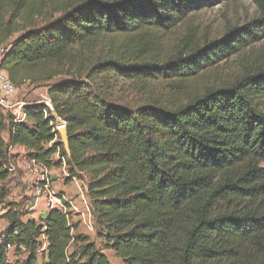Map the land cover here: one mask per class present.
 I'll return each instance as SVG.
<instances>
[{
	"label": "trees",
	"instance_id": "1",
	"mask_svg": "<svg viewBox=\"0 0 264 264\" xmlns=\"http://www.w3.org/2000/svg\"><path fill=\"white\" fill-rule=\"evenodd\" d=\"M224 1L86 0L36 26L37 0H0V70L17 89L46 83L52 107H25L22 122L0 109V185L23 178L10 171L15 147L44 169L64 161L70 177H86L96 223L91 238L72 212L35 220L30 199L24 209L9 202L0 264H111L105 252L120 264H264L262 53L229 84L191 90L203 70L264 40V0L221 40L200 46L187 36L161 54L188 14ZM106 37L121 40L108 59L75 60L74 49L91 54ZM116 76L164 77L167 100L113 104L106 97Z\"/></svg>",
	"mask_w": 264,
	"mask_h": 264
},
{
	"label": "rangeland",
	"instance_id": "2",
	"mask_svg": "<svg viewBox=\"0 0 264 264\" xmlns=\"http://www.w3.org/2000/svg\"><path fill=\"white\" fill-rule=\"evenodd\" d=\"M84 1L86 0H37L38 9L41 11L34 19V23L36 26H42L48 21L59 17L60 13H57V11L60 9L68 5H79ZM207 5L208 6L205 8H202L193 14H188L187 18L184 19L180 26L175 28L171 34L166 35L161 47L162 55L170 54L172 45L176 44L178 40L183 37L190 36L189 39L191 43H195L200 46L212 41L221 40L228 30L243 28L256 17L257 12V8L253 0H226L220 4L211 2ZM14 37L15 36L11 39ZM120 42V39L106 37L99 43L97 49H94L91 54L77 49H74L72 54L76 61L83 62L85 65L91 62L101 63L108 59L116 51V48H109V46L113 44L117 45ZM259 52L262 53L263 59L261 61L264 62V40L259 43L246 46L243 51L223 59V61L203 70L201 75L198 76L191 85V90L196 91L207 86L216 87L223 84H229L235 76L254 66L252 58L255 54L260 56ZM256 65L259 66V63H256ZM163 78L164 77L156 76V78L153 79L142 80L134 79V77H113L109 97H106V99L113 104L127 107L132 110L144 105L161 103L167 100L166 95L169 92V86ZM60 79L61 78H56L53 82ZM82 80L87 82L85 76L82 77ZM98 84L99 81H97L96 84L93 83L92 87L96 89ZM46 86V83L35 85L26 83L18 88V93L14 96L12 101L21 103L23 107L20 112L25 113V107L39 104L42 97L47 96ZM10 111L11 110H8L4 113L10 114ZM60 124L61 123L59 122V127L63 126V124ZM23 156L25 157V155ZM53 169L54 172L58 174V178L60 180L55 183V187L62 191L68 199L74 202L75 205L79 206L80 212H85L86 204L84 200L87 205H89L86 195V177L82 180L70 177L68 175L65 162L63 166ZM15 176L13 177L16 178ZM69 178H71V180ZM24 182L27 187H32L30 183H27V181ZM49 182L50 184L54 183L50 180V175ZM1 189L4 192V196L0 197V232L6 226L5 221L2 220V215L4 213H2V211L5 209L6 205L12 201L19 202L24 209L25 204L29 200V197L24 194L25 190L22 188L21 183H17L16 179H13L10 183L0 185V190ZM31 192L32 189L29 190V194ZM55 192L58 193V191ZM32 201L36 203L35 198H33ZM38 203L40 204L41 202L39 201ZM31 204L32 202H29V205ZM46 213L47 211L44 209L42 217ZM79 216L75 213H71L72 220L74 222L79 221L78 231L94 238L96 230V223L94 219L90 217V223L93 226V230L90 231L86 228L84 223L81 222L82 217L80 214ZM105 254L111 264H120V260L117 259L112 252H105ZM13 257V252L9 251L8 259L13 261Z\"/></svg>",
	"mask_w": 264,
	"mask_h": 264
},
{
	"label": "built area",
	"instance_id": "3",
	"mask_svg": "<svg viewBox=\"0 0 264 264\" xmlns=\"http://www.w3.org/2000/svg\"><path fill=\"white\" fill-rule=\"evenodd\" d=\"M1 52L2 50H0V54ZM4 73V71L0 70V109L3 112L11 110L10 114L13 116L14 121L22 122L26 118L25 113L20 112L23 105L21 103L12 101L14 99V96L18 93V89L10 82L7 74ZM40 103L47 108L52 109L50 100L47 96L42 97ZM61 127L62 126H58V128ZM63 165L64 162H62V166ZM47 170L48 169H44L35 161L29 160L23 155L19 156V158L16 160L15 165L10 169L12 174H15V172L22 173L23 178L32 186L30 187V189H32V192L28 194V197L32 204L28 207V211L31 214L35 213L36 203L32 201V199L35 198L36 202L40 201L42 203V206L47 212L49 210H57L66 215L71 212L77 214L78 216L80 214L82 217L81 222L84 223L88 230L92 231L93 226L90 223L91 213L89 205H87L86 201L83 199L86 204V208L85 212H80L79 206L75 205L72 200L68 199L65 195L56 193L49 182V174Z\"/></svg>",
	"mask_w": 264,
	"mask_h": 264
},
{
	"label": "crops",
	"instance_id": "4",
	"mask_svg": "<svg viewBox=\"0 0 264 264\" xmlns=\"http://www.w3.org/2000/svg\"><path fill=\"white\" fill-rule=\"evenodd\" d=\"M12 152L14 153V154H19V155H24L25 154V148L24 147H15L13 150H12ZM61 170H62V168H61ZM47 172H48V174L50 175V180L52 181V182H54L53 184H54V186H53V184H52V188L55 190V191H58V193L59 194H62V195H64V193L62 192V191H60L59 189H57L56 187H55V183H57V182H59L60 180H59V178H58V174L57 173H55L54 172V169L53 168H51V169H49V170H47ZM15 176V175H14ZM16 178V182L17 183H21V186H22V188H24V190H25V195L26 196H28V194H29V190H30V187H27V185H26V183L24 182V181H26L24 178H22V179H20L17 175L15 176ZM78 196H79V193H78ZM36 213H34V214H32V215H30L29 217L30 218H32V219H35V220H37V219H39L40 217H42V212L44 211V207L42 206V203H38V202H36ZM4 211H2V213H3ZM79 218V217H78Z\"/></svg>",
	"mask_w": 264,
	"mask_h": 264
},
{
	"label": "water",
	"instance_id": "5",
	"mask_svg": "<svg viewBox=\"0 0 264 264\" xmlns=\"http://www.w3.org/2000/svg\"><path fill=\"white\" fill-rule=\"evenodd\" d=\"M59 135H60V140L65 148L66 151H68L67 148V136H66V131L64 125L61 128L57 129Z\"/></svg>",
	"mask_w": 264,
	"mask_h": 264
}]
</instances>
